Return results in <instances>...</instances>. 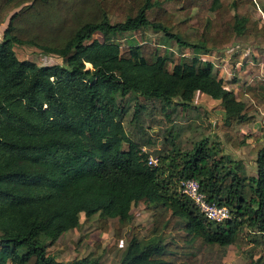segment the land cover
Listing matches in <instances>:
<instances>
[{
	"label": "trees",
	"instance_id": "16d2710c",
	"mask_svg": "<svg viewBox=\"0 0 264 264\" xmlns=\"http://www.w3.org/2000/svg\"><path fill=\"white\" fill-rule=\"evenodd\" d=\"M250 5L255 1L0 0V26L7 24L0 42V264H101L100 258L64 263L48 253L82 215H99L105 232L115 221L118 239L131 228L120 264H222L245 228L264 239V145L252 177L239 162L216 160L207 140L152 166L124 122L132 96L164 109L191 106L202 94L222 102L223 129L237 137L239 125L255 120L249 113L256 106L247 108L243 98L264 104V81L255 76L235 95L215 75L210 55L237 38L264 34ZM148 30L163 34V55L162 39L123 48L115 40ZM19 46L65 63L21 61ZM139 115L137 109L134 119ZM187 180L198 181L231 218L208 220L182 193ZM139 205L154 213L150 239L132 225Z\"/></svg>",
	"mask_w": 264,
	"mask_h": 264
},
{
	"label": "rangeland",
	"instance_id": "374dc122",
	"mask_svg": "<svg viewBox=\"0 0 264 264\" xmlns=\"http://www.w3.org/2000/svg\"><path fill=\"white\" fill-rule=\"evenodd\" d=\"M254 1L255 5L248 6L247 11L255 21L264 25V18L259 13V9L264 8V0ZM115 20L113 18V22ZM195 23L196 21H193V24ZM6 25L5 23L0 26V42L3 40ZM189 34L194 35L195 31H189ZM95 38L101 42L104 41V37L100 34ZM159 39L163 40V34L155 33L153 30H148L145 34L143 32L121 34L115 38L122 48L134 44L142 45L145 42L156 45ZM247 40L237 38L229 48L243 43L248 48L264 52V34H255ZM160 43L159 54L163 55L166 43L164 40ZM171 49L179 54L190 53L187 50L178 51L174 46ZM15 52L21 61L34 62L41 67L65 63L62 58L48 55L31 46L16 47ZM210 59L214 64L215 75L224 81L228 80L224 85L235 95L245 93L247 85L255 76L264 81V68L258 70L256 66L261 63L259 56H244L245 64L239 66L242 67L240 70L236 68L237 66L233 67L230 64L225 67V50L213 52ZM249 67L253 68L248 69ZM127 99L125 128L153 159L158 160L160 157L170 155L173 150L193 151L201 141L207 140L206 145L216 160L222 157L230 158L241 163L248 176H256L257 147L264 145V104L255 103L249 95H245L243 102L247 108L252 105L256 106V109L249 113V117L255 120L248 125H239L236 128L238 136L235 138L226 134L223 129L225 110L222 102L206 95L197 94L191 106L175 105L164 109L162 102L157 100H146L135 96ZM139 105L144 108L141 109ZM137 109L140 115L139 118L134 119ZM132 214L134 217L132 225L140 228L142 239L152 238L154 213L146 211L144 205H139L133 207ZM99 222V215L92 218L82 215L78 228L63 234L53 246H49L48 253L64 263L83 258H100L101 264H120L128 246L131 228H125L118 239L115 221L110 222L108 232L101 229ZM175 237L171 234L170 238L165 240L170 243ZM259 258L264 260V239L259 234L245 228L238 235L236 242L226 249L222 264H251Z\"/></svg>",
	"mask_w": 264,
	"mask_h": 264
},
{
	"label": "built area",
	"instance_id": "2783aa9c",
	"mask_svg": "<svg viewBox=\"0 0 264 264\" xmlns=\"http://www.w3.org/2000/svg\"><path fill=\"white\" fill-rule=\"evenodd\" d=\"M149 164L156 166L158 165V160L150 157ZM181 186L182 193L194 202L208 220L221 223L231 218L229 209L208 201L206 194L201 191V186L198 181L187 180Z\"/></svg>",
	"mask_w": 264,
	"mask_h": 264
},
{
	"label": "crops",
	"instance_id": "0c3cea01",
	"mask_svg": "<svg viewBox=\"0 0 264 264\" xmlns=\"http://www.w3.org/2000/svg\"><path fill=\"white\" fill-rule=\"evenodd\" d=\"M259 13L261 14V16L264 18V10L263 9H259ZM233 47L229 48L228 49H225V67H227V64L229 65H232L233 66V62H232V59H234L233 57L236 56L237 57V61H239L238 63H236V68L238 70H240L242 67H239V66H242L243 64H245V62L243 61V57L246 56H250V57H257L259 56L260 60H261V63H259V65L257 64V69L258 70H261L262 68H264V52L263 51H258L256 49H251V48H248L246 47L245 44L243 43H240L237 47L236 45H233ZM242 54V55H241ZM211 57V55H210ZM230 57L231 60H230ZM234 67V66H233ZM247 67V66H246ZM253 67H249L248 69H252ZM219 78V77H218ZM228 80L225 79V83L227 82Z\"/></svg>",
	"mask_w": 264,
	"mask_h": 264
}]
</instances>
